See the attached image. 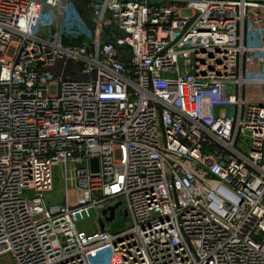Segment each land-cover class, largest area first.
Listing matches in <instances>:
<instances>
[{
    "label": "built area",
    "instance_id": "1",
    "mask_svg": "<svg viewBox=\"0 0 264 264\" xmlns=\"http://www.w3.org/2000/svg\"><path fill=\"white\" fill-rule=\"evenodd\" d=\"M117 203L130 224L112 233ZM8 254L264 264V0H0Z\"/></svg>",
    "mask_w": 264,
    "mask_h": 264
},
{
    "label": "rangeland",
    "instance_id": "2",
    "mask_svg": "<svg viewBox=\"0 0 264 264\" xmlns=\"http://www.w3.org/2000/svg\"><path fill=\"white\" fill-rule=\"evenodd\" d=\"M64 180L65 178H64L63 168H61V166L59 165L55 166L54 167V182H55L54 188L58 196L62 200L64 199V188H65ZM70 187H73V185L70 184ZM128 224H130L128 218H126L123 214H117L112 221H109L106 223V228L110 232L116 233L126 228ZM77 225L80 230L86 231L88 233H94L101 229L100 221L94 220L91 217L80 219L77 222ZM3 264H15L12 255H9V254L5 255Z\"/></svg>",
    "mask_w": 264,
    "mask_h": 264
},
{
    "label": "water",
    "instance_id": "3",
    "mask_svg": "<svg viewBox=\"0 0 264 264\" xmlns=\"http://www.w3.org/2000/svg\"><path fill=\"white\" fill-rule=\"evenodd\" d=\"M91 163H92V166H93V169L94 170H97L98 168V159L97 158H92L91 159ZM60 201V198L57 196V195H54V196H49L47 197L46 199V202L47 203H50V204H56ZM120 205V203H117L116 205H111L109 206V208L107 210H105L103 213L104 214H107L109 212V216H107L105 219L107 222L109 221H112L115 216H116V208ZM100 224H101V228H104V222L103 221H100Z\"/></svg>",
    "mask_w": 264,
    "mask_h": 264
}]
</instances>
